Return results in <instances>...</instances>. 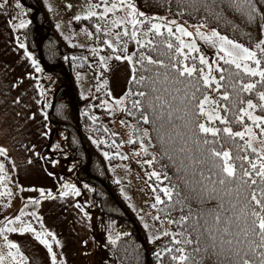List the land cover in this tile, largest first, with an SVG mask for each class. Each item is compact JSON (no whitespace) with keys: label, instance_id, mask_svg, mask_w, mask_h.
Here are the masks:
<instances>
[{"label":"snow or ice","instance_id":"1","mask_svg":"<svg viewBox=\"0 0 264 264\" xmlns=\"http://www.w3.org/2000/svg\"><path fill=\"white\" fill-rule=\"evenodd\" d=\"M101 2L104 5L102 12L94 10L100 7L99 4H90L86 15L83 17L77 15L75 20H87L92 17L105 19L109 13L120 10L124 11L126 16L113 19L111 22L116 28L124 26L123 32L116 33L118 44L122 37L129 36L127 26L130 24L131 39L141 48L150 46L151 50H155L151 39L142 41L138 36L139 27L145 23L144 19H140L141 17L150 23L144 35L154 33L162 36V29L166 28L168 36L178 41L176 46L170 40L166 43L167 49L170 51L175 49L177 54L170 57L167 63L162 59H153L143 52L136 61L128 55L115 56L117 60L126 59L132 64L131 82L137 85L136 92L129 93L136 97L131 101V109L125 110L129 115L133 112L139 113V121H142L144 125H152L157 133L160 145L159 159L155 151L149 153V148L155 147L152 145L149 131L146 128L141 129L138 125L134 127L133 134L140 140L141 151L151 155V159L145 160L144 163L149 166L161 163L162 168H167L169 165L162 164V161L167 159L170 166L175 169V182L167 171L161 173L154 170L149 174L150 178L155 177L160 184L168 182V186L160 187L159 191L167 198L168 207L175 208L179 205L182 213L178 220H168L169 224H176L181 230L163 233L164 236H172V247L164 248L172 264H206V260L211 257H215V264H264V90L257 91L258 84L264 85V39L259 40L255 45V48L259 50L258 55L257 51L221 35L215 29H212L210 34H206L201 31L206 27L203 23L193 26L195 28L193 32L175 20L168 21L165 17L159 16L147 18L145 13L138 11L131 0H118V2L117 0H111V2L101 0ZM177 2L181 7L196 11L203 8L209 15L216 17L227 9L242 11L247 15L250 23L255 21L257 15H260L262 35H264V14L259 13L252 0H211V2L209 0H177ZM15 6L18 9L21 7L19 3ZM0 7L3 5L0 4ZM27 23L21 19L16 27L24 28ZM96 30L97 32L102 30L99 24ZM107 34L106 30L105 35ZM196 38L216 48L218 53H223L220 59L225 65L234 66L237 71L232 72L213 61L217 64L215 71L220 73L217 80L213 75L212 64L197 47ZM103 43L111 48L113 53L120 51L121 47L126 49V45L117 47L108 39H105ZM20 47L23 48L24 45L20 44ZM193 54H199L200 67L195 66L197 56ZM25 55L31 59L27 51ZM189 58L193 66L185 63ZM103 61L104 57H101V62ZM32 62L36 64L35 60ZM250 63L254 67L250 66ZM137 64L139 69L136 67ZM36 70L40 71L39 67ZM138 71L141 73L139 76L136 75ZM241 73L244 76L259 79L244 82ZM224 81H227V87H230L232 91H224L221 99L230 102V107L228 104L220 105L203 91L213 84L219 91L225 87V84L221 83ZM253 92L256 93L258 102H254L251 98L244 99L242 93ZM114 103L116 107H119L125 104V99H116ZM207 105L212 106L211 112L206 111ZM257 109L260 110V114H256ZM221 110L225 114L230 113L231 118L228 115H221ZM203 117H208L207 123L201 122ZM245 118L251 122L250 125L246 123ZM212 121H219L224 127L221 129L208 126ZM233 124L240 126L242 130L234 131ZM254 129H258L259 132H254ZM221 132L234 143L236 138L244 141L242 146L236 145L235 156L230 151H221L215 147L219 143L218 136ZM208 135L212 137L211 140L208 139ZM93 143L97 141L94 140ZM128 143L132 144L134 141L130 139ZM135 154L139 155V153ZM0 155H6V149L0 147ZM104 156L108 158L109 153L105 152ZM120 158L127 159L126 156ZM3 172L4 165L0 164V181L4 179ZM196 177L199 178L196 179ZM63 187L65 190L60 192L61 197L69 194L80 195L74 184H65ZM153 191L155 192L156 189L153 188ZM40 192L44 197V190L41 189ZM4 194L11 195L10 192L0 193V195ZM51 197V192H48L46 198ZM225 198L230 205L229 209H225ZM212 200L218 201L213 209L192 207L194 202L204 205ZM29 203L38 205L40 201L30 200ZM164 203L160 195H156L153 207ZM185 209L187 214H184ZM226 211L231 214L225 215ZM165 215L170 213L165 212ZM25 216L34 218L39 223L40 230L34 228L32 223L25 222L22 219ZM156 219L158 220L159 216ZM0 224H2L0 237H3L4 246L8 249L6 255L0 254V264H26L18 245L10 241L7 235V233L17 232L32 233L35 239L47 249L50 264H64L63 260L57 261L53 244L46 237H50L57 245L59 241L52 232L45 229L35 211L26 212L24 208H21L19 215L6 218L0 221ZM193 233L195 239L192 238ZM119 239L120 234H116L115 237L109 236V243L115 246ZM193 244L195 247L192 252L200 259H196V256L187 251V247ZM157 255L159 256V253Z\"/></svg>","mask_w":264,"mask_h":264},{"label":"rangeland","instance_id":"2","mask_svg":"<svg viewBox=\"0 0 264 264\" xmlns=\"http://www.w3.org/2000/svg\"><path fill=\"white\" fill-rule=\"evenodd\" d=\"M41 1L57 34L68 46L94 50L89 33L83 28L74 26L73 22L75 16L86 15L90 4H99L100 7L94 10L102 12L104 5L101 0ZM131 2L135 4L134 0ZM17 3L18 0H0V4L3 5L0 7V147L6 149V155H0V164L4 165L2 173L4 179L0 181V193H11V195H0V221L19 215L21 208L26 212L35 211L45 229L52 232L59 241L57 245L50 237H46L53 244L58 262L63 260L64 264H117L111 250L105 248L103 254H99L94 220L96 219L100 231L108 233L106 236L111 234L112 229L99 220L95 202L74 177L73 164L67 155L61 133L46 118L50 93L56 86V81L35 57L30 55L31 59H29L25 55V47H20V44L24 45L23 39L14 32L13 21L25 20V18L24 8H16ZM108 15L110 16L107 30L109 33L111 29L116 28L113 27L112 20L124 17L126 13L118 10ZM145 16L154 17L148 14ZM159 17H165L168 21L175 20L193 32H195L193 26L198 25L174 19L169 13ZM140 19L147 22L144 17ZM146 24L138 29V36L142 41L147 39L144 35L147 32ZM120 28L123 32L124 26L121 25ZM127 28L129 36L125 37L126 49L123 56H130L136 45L130 36L132 26L129 24ZM163 30L167 31L166 28ZM201 31L210 34L211 29L205 27ZM106 39L116 46L114 35H107ZM196 43L214 69L216 63L213 61L221 60L220 56L223 53H218L216 48L199 38H196ZM252 50L258 51L255 47ZM185 51L187 52V49ZM97 54L99 66H93L75 75L77 93L80 97H86L101 85L108 90L113 133L119 135L122 142L114 155L116 163L108 165L107 168L112 178L120 184L121 197L135 216L142 235L151 243L157 240L156 237L160 238L165 231H168V222L153 223L152 197L146 182L147 175L140 151L129 147V125L121 116L120 107L113 108L115 100L122 98L125 91L130 75V63L126 59H115L114 53ZM101 57H104L103 62ZM33 60L36 61L35 65ZM250 66L254 67L251 63ZM37 67L40 71L36 70ZM100 67L105 71V76L102 78ZM206 111L211 112L212 106L207 105ZM205 118L208 121V117ZM250 123L249 121V125ZM254 132L258 133L259 130L254 129ZM121 156H126L127 159H121ZM65 184H74L80 195L69 194L61 197L60 192L65 190L63 187ZM41 189L44 190V197L41 196ZM48 192H51V198H46ZM30 200H39L40 203L30 204ZM22 219L40 230L39 223L34 218L25 216ZM7 235L10 241L18 245L26 264H50L47 249L32 233L17 232ZM7 251L3 237H0V254L6 255Z\"/></svg>","mask_w":264,"mask_h":264},{"label":"trees","instance_id":"3","mask_svg":"<svg viewBox=\"0 0 264 264\" xmlns=\"http://www.w3.org/2000/svg\"><path fill=\"white\" fill-rule=\"evenodd\" d=\"M139 11L152 15L161 16L169 13V15L177 20L184 21L191 24H205L208 29H215L221 35L227 36L229 39L243 44L244 46L252 49L259 42L264 39L261 29L260 15L256 16L255 21L249 22L247 15L242 11L235 9H227L220 13L219 17L211 16L201 8L196 11L191 8L181 7L177 0H134ZM211 2V0H209ZM256 5L260 14H264V0H252ZM21 7L24 8V18L27 21V26L24 28H18L16 25L20 23V20L13 21L14 31L18 35L22 36L24 47L26 51L36 58V61L47 69L55 78L56 86L51 90V98L46 110L47 120L61 133L63 138L64 147L66 149L68 157L73 164V174L78 183L86 190L93 201L96 204L99 220L105 223L106 226L111 228L112 232L109 236L115 237L116 234H120V239L116 245L113 246L109 243L108 233L100 231L97 227V221L94 220L96 237L98 241L99 254H103L105 248L111 250L113 259L117 264H172L171 258L167 252L164 251L165 246L172 247V236H161L154 242H147L142 235L139 225L136 222L135 216L130 212L127 202L121 197L120 184H118L112 176L109 174L108 165L116 163L115 152L121 145V137L116 133H113V118L112 110L109 106L110 96L107 88L103 85L96 87L92 93L86 97H80L77 93L75 84V75L77 73L85 72L93 66H99V58L97 53L110 54L113 53L112 49L103 43L107 38V35L113 36L116 39V33L122 32L121 28H113L105 35V31L108 30L110 23V16L105 19H98L92 17L87 20L81 19L75 20L73 25L79 28L85 29L90 36V42L95 51H91L84 48L70 47L62 38L57 34L54 24L51 22L48 12L45 9L41 0H18ZM217 11H220L217 9ZM180 13H183L182 15ZM27 18V19H26ZM147 23V24H146ZM146 24V31L150 27L148 21ZM101 26V31L97 32L96 26ZM162 36H157L154 33L147 35L148 39L153 41L155 50H151V47L141 48L139 45H135L130 56L136 61L139 59L141 52L151 56L153 59H162L166 63L170 57L176 56L175 49L169 50L166 47V43L170 40L174 46L178 45V41L174 37H169L167 31L163 30ZM40 56L37 51L36 41L38 37ZM126 38L122 37L121 42L118 44L116 40V46L121 47L125 45ZM259 55V50L257 51ZM116 55L123 56L125 54V48L121 47V50L114 53ZM195 61V66H199L198 55ZM178 59H182L177 57ZM220 67L226 68L232 72L237 70L234 66L225 65L223 60L217 61ZM188 66H193L191 58L185 61ZM139 69V64L136 65ZM217 67V64H216ZM215 67V68H216ZM133 66L130 64V75L126 83L125 91L122 98L125 99V104L120 105V112L123 119L129 125V136L134 143L129 147L135 150H139L143 161V168L147 175V185L152 197L151 215L154 224L160 222H168L169 219L178 220L182 214L180 206L175 208L168 207L167 198L159 191L160 187L168 186V182L164 184L157 182L155 177L150 178L149 174L152 171L163 172L167 171L168 175L172 177V181H176L175 169L170 166V162L167 159L162 161V164L169 165L167 168H162L161 163H155L153 166H149L144 163L145 160L151 159V155H146L140 149V140L137 135L133 134L134 127L139 126L141 129H147L150 133V139L154 148H149V153L155 151L157 159L160 158V145L157 140V133L154 131L152 125H144L142 121H139V113L133 112L132 115L128 114L125 109H131V101L136 97L129 95V93H135L137 85L131 82L133 76ZM213 71V75L219 80L220 73ZM100 77L105 76V71L100 67ZM141 73H136L139 76ZM146 74V73H145ZM227 76V72H225ZM241 77L244 82H250L258 80L259 78H250L244 76L241 73ZM225 84V87L219 91L216 90L215 85H211L208 89L202 90L205 94H208L211 99L217 101L220 105L228 104L230 102L221 99L224 91L231 92L232 89L227 87V81L221 82ZM264 90V85H257V91ZM245 100L251 98L254 102L257 101L256 93H242ZM106 102V103H105ZM116 106L113 105V108ZM221 115H228L231 118V114H225L222 110ZM256 114H260V110L257 109ZM150 115V114H149ZM94 118V119H93ZM247 124V118H245ZM201 122H206L205 117ZM208 126L223 128L224 125L219 121H214L208 124ZM234 131H240L242 128L236 124L232 125ZM208 139H212L208 135ZM219 143L215 145L218 150L230 151L233 156L237 154L236 145H243L244 141L236 138L235 143L232 139L226 137L223 132L218 136ZM97 143H93V141ZM103 141V143H99ZM222 145V147H221ZM147 146V144H146ZM108 152L109 157L105 158L104 153ZM244 154V153H240ZM250 155V153H248ZM254 158V157H253ZM239 164V161H237ZM199 177H196L198 179ZM101 182L105 183V187ZM87 185V187H85ZM153 188L156 191H153ZM111 194H109V192ZM160 195L161 199L165 201L164 204L156 205L155 197ZM218 201L212 200L204 205H198L193 203L192 207L213 209L216 207ZM225 209H229L230 205L227 202V198L224 200ZM165 212L170 215H165ZM184 214H187V209L184 210ZM230 212H225V215H230ZM159 216L157 220L156 217ZM138 230L143 244L139 241L136 234ZM181 229L176 224L168 223V232H179ZM127 233V235H124ZM195 239V234L192 236ZM195 244L188 246L187 251L192 253ZM159 253V256L157 255ZM196 259H200L196 256ZM206 264H215V257L208 258Z\"/></svg>","mask_w":264,"mask_h":264},{"label":"water","instance_id":"4","mask_svg":"<svg viewBox=\"0 0 264 264\" xmlns=\"http://www.w3.org/2000/svg\"><path fill=\"white\" fill-rule=\"evenodd\" d=\"M40 37H41V36L38 37V39H37V41H36V44H37V51H38V54H39L40 59H41L40 48H39V40H40ZM101 183H102V185L105 187V183H104V182H101ZM108 192H109V191H108ZM109 194H111V193L109 192ZM135 229H136V228H135ZM136 234H137V236H138L139 241L141 242V244H143L142 238L140 237V234H139V232H138L137 229H136Z\"/></svg>","mask_w":264,"mask_h":264}]
</instances>
